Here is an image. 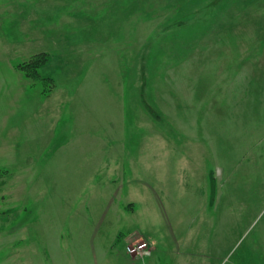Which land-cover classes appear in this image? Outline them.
Listing matches in <instances>:
<instances>
[{
  "label": "rangeland",
  "instance_id": "obj_1",
  "mask_svg": "<svg viewBox=\"0 0 264 264\" xmlns=\"http://www.w3.org/2000/svg\"><path fill=\"white\" fill-rule=\"evenodd\" d=\"M0 264H264V0H0Z\"/></svg>",
  "mask_w": 264,
  "mask_h": 264
},
{
  "label": "trees",
  "instance_id": "obj_2",
  "mask_svg": "<svg viewBox=\"0 0 264 264\" xmlns=\"http://www.w3.org/2000/svg\"><path fill=\"white\" fill-rule=\"evenodd\" d=\"M39 57L35 58V60L31 63V67L37 68V65L39 64Z\"/></svg>",
  "mask_w": 264,
  "mask_h": 264
},
{
  "label": "built area",
  "instance_id": "obj_3",
  "mask_svg": "<svg viewBox=\"0 0 264 264\" xmlns=\"http://www.w3.org/2000/svg\"><path fill=\"white\" fill-rule=\"evenodd\" d=\"M145 247L144 245H138L137 247H134L133 250L140 251L141 248Z\"/></svg>",
  "mask_w": 264,
  "mask_h": 264
},
{
  "label": "crops",
  "instance_id": "obj_4",
  "mask_svg": "<svg viewBox=\"0 0 264 264\" xmlns=\"http://www.w3.org/2000/svg\"><path fill=\"white\" fill-rule=\"evenodd\" d=\"M132 205H131V203L129 204V207H131Z\"/></svg>",
  "mask_w": 264,
  "mask_h": 264
}]
</instances>
